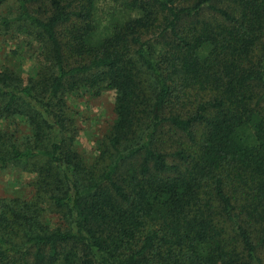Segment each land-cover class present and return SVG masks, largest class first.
<instances>
[{"label": "trees", "instance_id": "1", "mask_svg": "<svg viewBox=\"0 0 264 264\" xmlns=\"http://www.w3.org/2000/svg\"><path fill=\"white\" fill-rule=\"evenodd\" d=\"M15 2L0 32L29 35L37 65L0 70V167L36 176L0 199V264H264V0ZM102 2L136 15L97 38ZM81 89L116 94L89 162Z\"/></svg>", "mask_w": 264, "mask_h": 264}, {"label": "rangeland", "instance_id": "2", "mask_svg": "<svg viewBox=\"0 0 264 264\" xmlns=\"http://www.w3.org/2000/svg\"><path fill=\"white\" fill-rule=\"evenodd\" d=\"M15 0H0V15L12 16L16 11ZM99 28L97 38H102L111 32V24L116 20H123L134 13H127L112 2H102L99 5ZM16 30V29H13ZM25 33V32H21ZM29 37V39H28ZM26 34L16 31L0 32V70L12 68L25 77L35 71L37 65L36 45ZM115 98L113 90H106L100 95H94L90 90L81 89L68 98L69 114L72 119L69 132L75 135L77 149L91 161L97 154L99 140L109 130L115 120ZM17 125H9L8 130L20 141L29 135V127L23 120ZM252 130L245 129L244 134H251ZM35 173L22 170L18 166L0 167V199L2 198H31L35 190L32 182ZM46 221L53 226L63 228L72 227L69 218L58 212L45 214ZM57 264H64L62 262Z\"/></svg>", "mask_w": 264, "mask_h": 264}]
</instances>
